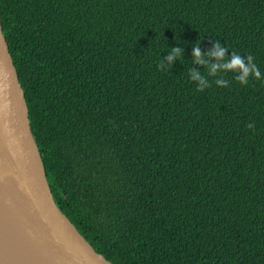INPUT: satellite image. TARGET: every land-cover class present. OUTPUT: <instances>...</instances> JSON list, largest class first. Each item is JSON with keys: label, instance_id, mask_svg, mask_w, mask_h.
Returning a JSON list of instances; mask_svg holds the SVG:
<instances>
[{"label": "trees", "instance_id": "1", "mask_svg": "<svg viewBox=\"0 0 264 264\" xmlns=\"http://www.w3.org/2000/svg\"><path fill=\"white\" fill-rule=\"evenodd\" d=\"M0 20L54 199L97 252L264 264V78H188L214 40L264 76V0H0Z\"/></svg>", "mask_w": 264, "mask_h": 264}, {"label": "water", "instance_id": "2", "mask_svg": "<svg viewBox=\"0 0 264 264\" xmlns=\"http://www.w3.org/2000/svg\"><path fill=\"white\" fill-rule=\"evenodd\" d=\"M0 264H113L54 199L1 20Z\"/></svg>", "mask_w": 264, "mask_h": 264}, {"label": "clouds", "instance_id": "3", "mask_svg": "<svg viewBox=\"0 0 264 264\" xmlns=\"http://www.w3.org/2000/svg\"><path fill=\"white\" fill-rule=\"evenodd\" d=\"M213 44L214 47L204 53L201 52L199 41L192 47L189 60L192 66L188 69V78L196 84V91L203 92L213 84L221 88L228 87L229 81L225 78L228 74H231L241 86H247L250 79L264 78L252 55L244 57L235 51L230 52L219 40H214ZM181 59L184 60V49L179 46L170 48L167 55L159 60L158 70L168 71ZM246 127L252 129L254 133V123H248Z\"/></svg>", "mask_w": 264, "mask_h": 264}]
</instances>
